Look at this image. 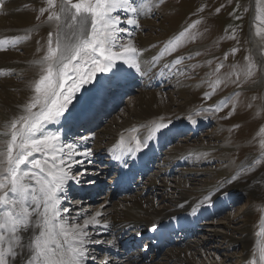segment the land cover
I'll list each match as a JSON object with an SVG mask.
<instances>
[{
    "label": "rangeland",
    "instance_id": "rangeland-1",
    "mask_svg": "<svg viewBox=\"0 0 264 264\" xmlns=\"http://www.w3.org/2000/svg\"><path fill=\"white\" fill-rule=\"evenodd\" d=\"M139 2L148 4L145 12L137 17L139 27L123 22L119 27L132 33L130 37L127 33L120 35L123 43L131 39L140 50L138 60L144 74L136 77L138 82H134L132 87L119 90L115 97L111 93L116 83L107 77L101 89L103 104L108 107L106 110L99 109L100 103L92 100L94 96L88 97L86 92H76L73 106L68 107V111H71L72 117L78 116L80 120L89 122L85 123L87 127H75V130L81 127L83 130L75 137L87 136L91 139V132V141L97 135H104L102 142H109L106 132L118 133L120 138L126 135L134 139L140 131H146L156 122L167 125L164 130L157 131L161 136L173 126L175 134L179 135L174 137V133L170 136L169 133L165 134L168 136L163 139L168 144L165 142L166 146L161 147V159L145 180L150 192L141 197L145 202L152 201L156 207L163 208L171 206L179 187L199 191L210 183L220 185L229 182L230 173L233 177L240 175L249 179L247 184L236 183L227 192L226 200L217 203L213 219L202 223L210 225L209 231L193 233L188 241L191 246L189 251L200 264H264V192L258 193L264 190V0ZM61 7V0H56L54 7L49 6L47 0H0L1 19L17 22L24 20L25 16L29 25L23 35L18 33V42L14 46L0 43V56L16 60L14 58L18 55H27L28 59L36 57L42 60L49 47L56 48L58 39L62 44L74 42L75 22L59 12ZM41 9H50L60 15L61 19L49 20V11L41 13ZM116 14L127 18L120 10L113 15ZM142 37H151L153 42L143 43ZM177 38L179 46L176 50L164 52L168 42ZM153 57L158 58L155 63H152ZM178 58L181 63L176 65L174 61ZM250 65L252 70L249 75ZM35 67L32 73L17 74L10 70L8 74H0V84L7 82L12 85L10 92L19 100L30 91L35 96V84L44 74L42 67L46 68L47 65L37 64ZM155 71L164 72L160 76ZM104 73H97L93 81L85 84L91 89L88 91L90 94L97 93L99 79ZM52 79L55 83L59 82L55 75ZM25 80L31 82V85L22 88ZM71 82L65 81V87L60 91L65 93ZM144 82L147 84L144 85ZM147 91L163 99L170 113L144 119L135 118L131 113L127 115V110L133 108L130 102L133 97ZM206 93L209 95L206 96ZM85 100L92 101L83 106ZM26 105L22 106V116L26 115ZM38 110L39 106L32 109L33 112ZM121 114L126 115L131 122L118 128L114 118L123 119ZM2 122L0 115V126ZM190 123L197 126L196 131L191 126H188L189 130L179 131V128ZM110 127L111 131L106 130ZM66 128H60L61 134L67 135ZM5 139H10V136ZM188 152L189 155L182 158ZM97 168L100 169L99 166ZM93 179V176H89L84 183L85 188L95 191L92 202L87 201V196L80 199L75 194L67 195L65 200L71 203L80 200L90 209L101 202L105 197L99 192L102 180L96 178L100 184L95 186ZM152 180L156 183H152ZM152 186V189L149 188ZM246 235H249V242L244 240ZM177 246L172 248L176 249ZM89 248L94 252V247ZM99 255L101 257L102 254ZM98 261L99 258H95L93 263L87 261L85 264H101ZM116 261L115 264H118Z\"/></svg>",
    "mask_w": 264,
    "mask_h": 264
},
{
    "label": "snow or ice",
    "instance_id": "snow-or-ice-1",
    "mask_svg": "<svg viewBox=\"0 0 264 264\" xmlns=\"http://www.w3.org/2000/svg\"><path fill=\"white\" fill-rule=\"evenodd\" d=\"M47 4L54 7L56 0H47ZM61 4L59 12L75 22L74 42L62 44L58 39L56 48L49 47L48 53L37 61L47 67H42L44 74L35 84L36 95L25 106L26 115L12 120L9 131L3 134L10 139L0 140V264H85L89 259L85 247L89 234L84 229L90 224H100L96 217L101 213L96 212L85 219L83 225L66 227L62 212L68 213L69 209L62 208L61 201L68 181L80 182L77 176L70 175L72 169L90 163L92 152L91 149L77 152L76 144L57 147L59 133L46 131L45 125L59 122L61 118L72 119L68 106L75 93L90 83L97 73L113 72L116 75L113 70L117 60L141 71L140 50L131 39L122 42L120 33H127L129 37L132 33L119 24L139 27L137 17L145 12L146 2L75 0L73 3V0H61ZM117 9L126 15L125 20L121 21L119 14L113 15ZM40 11H49V20L61 19L50 9ZM12 43L14 46L15 41ZM178 46V38L169 41L164 52L175 51ZM157 59L153 57L152 63ZM180 63L179 58L174 61L176 65ZM251 70L250 65L249 75ZM54 75L58 83L53 81ZM65 81H72L66 94L60 91L65 87ZM37 106L39 110L33 112ZM164 127L167 125L160 124L156 130ZM88 139L87 136L81 138L82 141ZM49 152L52 153L51 165L48 159L42 161L33 155L42 153L47 157ZM77 155L85 159H75ZM84 174L86 170L79 175Z\"/></svg>",
    "mask_w": 264,
    "mask_h": 264
},
{
    "label": "bare ground",
    "instance_id": "bare-ground-1",
    "mask_svg": "<svg viewBox=\"0 0 264 264\" xmlns=\"http://www.w3.org/2000/svg\"><path fill=\"white\" fill-rule=\"evenodd\" d=\"M117 11H119V9H117ZM123 20H125V18H121V21ZM27 23H28V18L25 16H24V20L17 22L6 21L0 18V25H2L0 29V35L2 36V39H0V41L4 42L2 44L11 45L13 44L12 41H15L16 44L18 42L17 37H19L18 33L21 32L23 35L27 31V27L29 26L27 25ZM141 42L151 44L153 42V39L151 37H145V38L142 37ZM254 45L256 44H253V46ZM9 55L10 54H8V56ZM14 59L16 60H11L6 56H0V69L2 68V70H0L1 75L8 74L10 70L17 74L23 72H28V73L35 72V68H36L35 66L38 64L37 61H39L36 57H34L33 59L31 58L28 59L27 55L24 56L18 55ZM115 63H116V69H114L113 71L116 72V75H113V72H105L102 78L99 79L98 82L99 86L96 94H94V92L90 94L88 91H90L91 89L87 88L85 85H83L80 88V90L77 91L80 93L86 92L88 97L94 96L92 100L100 103L98 107L101 110L108 109V107H105L106 105L103 104L102 101L103 95L101 92L102 86L106 83L105 79L107 77H109L110 79L113 80V82L116 83L115 85L116 87L112 88L114 90L111 93L113 95L112 97H115L118 94V88L120 86H124L125 83H126L125 86H127L129 85L128 84L129 82H132L133 84L134 82L135 83L138 82L136 77L141 76L143 73L142 71L140 72L136 71L135 68L130 67L128 64H125L122 61L117 60ZM156 72H159L161 76L163 75L164 71H155V73ZM123 78H125L126 80L122 81ZM149 79L150 78H148L147 80L148 83H150ZM154 79H156V77H154ZM11 82H14V80L11 79ZM143 84L145 85L147 83L144 82ZM30 85L31 82L25 80L21 86L22 88H26ZM10 86L12 85H9L7 82L0 84V87L2 89L0 91V113H1L0 115L3 118V122L0 126L1 128L0 140H4L5 136L3 134L9 131L8 121H12L16 119L18 116H22V113H24L22 111V106L28 104V102L34 97L33 92L30 91L23 94L22 97H20L21 99L19 100V97L13 95V93L10 92ZM103 92L105 94V90H103ZM76 95L77 94L75 93V96ZM159 98H157L156 94L152 91L140 92L138 95L133 97L132 101H130L133 104V108L127 110L128 111L127 115L131 113L135 118L144 119L147 117L158 115L160 113H170V111H167L169 109L168 104H165L162 101L163 99L161 100ZM92 100H85L83 106H85L87 103H89ZM72 106L73 103H71L68 107L71 108ZM121 115L123 116V119L114 118L115 125H117L118 128L124 127L125 125L131 122V120L127 119L126 115L123 114ZM63 120L64 119L61 118L59 122H49L45 125L46 131L59 133L60 142L57 145V147H60L63 144H76L77 152H83L85 149H91L92 152L90 163H85L81 166L74 167L72 169L70 175L77 176V179L80 182L77 183L76 181L69 180L64 187L63 197H65V195L67 194L69 195L73 193L75 194L74 190H76L77 198H79L78 191L81 190V188L83 187V184L85 183V179L87 176L95 175L96 178H102L103 176L105 177L107 175V172L101 173L99 172L100 169L97 168L98 163L102 162L101 158L103 156L109 157L110 164L112 163L111 166H116L117 172H119L122 168L123 170H132L137 172L138 171L137 167L143 168L142 163L144 157L146 154L150 153L148 149L155 147L161 148L163 145H165L163 135H165L166 133L169 134L174 133V127L172 126L169 131L165 133L163 132L162 136L158 135L156 129L160 124L156 122L153 124L152 127L148 128L146 131L144 130L140 131V134H138V136L134 139L131 136L129 137L126 135H122L123 137L122 139L120 138L118 133L106 132V136L110 139L109 142H102L104 139V135H97L96 139L91 141L93 137V133L90 132L89 135L91 136V139H88L87 141H82V140H78V138L73 136L75 137V139L72 137L74 141L71 142L68 140L69 136L65 138V135L61 134V130L57 128H60L61 126L71 127V125L73 124L71 122L85 125V123L89 122V120L82 121L78 118V116L73 117L70 120H64V121ZM69 123L71 124L69 125ZM188 126H191L192 127L191 129L196 131L197 126L194 127L193 123L192 124L190 123L188 125L179 128L180 129L179 131L189 130ZM81 129L76 130L75 133L78 134L81 131ZM110 129L112 128L110 127L106 130H110ZM164 129L165 128H161L158 131ZM137 141H139V143ZM88 143H89V147L87 145ZM65 151H68V149H65ZM33 155L36 156L35 158L37 159L41 158L40 160L42 161L48 159L49 165H51L52 163L51 152L48 153L47 157H45V155L42 153H33ZM57 155L60 154L57 153ZM187 155H189V152L186 153L184 156H182V158H185ZM75 159L83 160L85 158L77 155ZM93 169H96L97 172H95ZM85 170H86V174L79 175ZM94 172L95 174H93ZM231 174L232 173H230L228 176L229 182L227 183L222 182V184L220 185H217L218 183H216V185L214 183H210L209 185H207L206 188L201 190L199 189V191L198 189L188 190L186 187H179L177 191V195L175 196L171 206L163 207V208L156 207L152 201L145 202L143 197H141L140 192L132 193L130 195L124 194L122 195V197H118L117 199L111 195L110 201L107 200V197H104L101 202L95 204V206H93L91 209L89 208L88 205L81 203L80 200H76L74 201V203L71 202L69 203L65 200L66 198L62 197V201H61L62 208L69 209L68 213L62 212V216L64 221L67 222L66 227H70L73 224L83 225L85 219H89L90 217L94 216L96 212H100L101 215L96 217V219L100 221V224L98 225L90 224L86 229H84L89 234L88 237L89 242L85 245V247H87L88 249V256H89V259L87 261H92L93 259L99 256L98 262H100L101 264H105V262H107V264H115L114 262L115 259L111 258L108 255H101L102 257L101 258L99 255L101 254V251H99L98 248L116 247L117 246L116 236L126 229H131V231L128 232L129 234L135 231V235L146 234L147 231L152 227H161L166 229L167 231H173L175 233H179V232L183 233L188 231L190 232V230L192 229L187 228L186 230L187 224H197V222L198 223L205 222L206 217L211 215L214 212V210L217 208L216 207L217 203L221 200L224 201L226 200L227 192L231 188H233L236 183L239 184L248 183L249 179L244 178L240 175H237L235 179H232L233 174L232 175ZM118 180H119V173L113 174L111 177V182ZM152 183H156V181L152 180ZM154 186L149 188L152 189ZM75 187L77 188L74 189ZM142 189L143 190L148 189V187L145 186V188L143 187ZM234 190L238 191L237 189ZM263 192L264 190H260L258 193L261 194ZM205 197H208V199L206 200ZM113 199L116 200L113 201ZM109 204H111L110 207L107 206ZM209 226L210 225L208 223H205L204 225H200L198 230L209 231ZM26 235L27 234H25V236ZM244 240L249 242L250 241L249 235L248 236L246 235L244 237ZM187 241L184 242L182 246L178 245L182 248L177 247L176 249L169 248L165 250L159 255V258H156L155 250L152 251L149 254L150 259H152L149 264H172V263L200 264V261H198V259L195 258L193 253L189 251L191 249V246L188 245ZM149 242L151 243V241ZM60 243L63 244V238H61ZM91 245L95 246L96 251L94 250L93 252L90 250L89 247ZM53 247H55V245H53ZM65 247H67V245H65ZM139 257L140 254H137L134 258L129 257L130 260L125 258L124 262L122 261L121 264H144L141 262L142 260H139Z\"/></svg>",
    "mask_w": 264,
    "mask_h": 264
}]
</instances>
